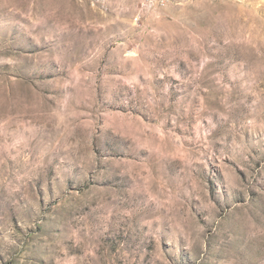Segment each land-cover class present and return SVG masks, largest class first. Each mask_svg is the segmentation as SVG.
<instances>
[{"label":"rangeland","instance_id":"1","mask_svg":"<svg viewBox=\"0 0 264 264\" xmlns=\"http://www.w3.org/2000/svg\"><path fill=\"white\" fill-rule=\"evenodd\" d=\"M0 264H264V0H0Z\"/></svg>","mask_w":264,"mask_h":264}]
</instances>
